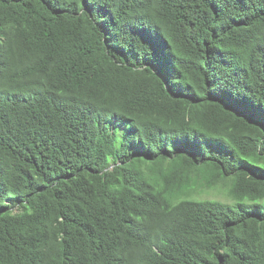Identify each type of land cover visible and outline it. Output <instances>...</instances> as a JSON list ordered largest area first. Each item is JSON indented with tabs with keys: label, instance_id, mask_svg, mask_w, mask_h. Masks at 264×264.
Here are the masks:
<instances>
[{
	"label": "trees",
	"instance_id": "16d2710c",
	"mask_svg": "<svg viewBox=\"0 0 264 264\" xmlns=\"http://www.w3.org/2000/svg\"><path fill=\"white\" fill-rule=\"evenodd\" d=\"M0 264H264V0H0Z\"/></svg>",
	"mask_w": 264,
	"mask_h": 264
},
{
	"label": "rangeland",
	"instance_id": "374dc122",
	"mask_svg": "<svg viewBox=\"0 0 264 264\" xmlns=\"http://www.w3.org/2000/svg\"><path fill=\"white\" fill-rule=\"evenodd\" d=\"M204 195L206 197H220V198H223V196L218 191H216L214 189H211V190L205 192Z\"/></svg>",
	"mask_w": 264,
	"mask_h": 264
}]
</instances>
